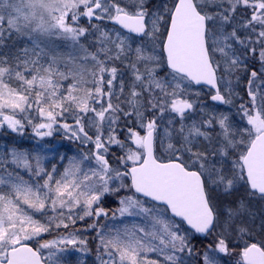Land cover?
Here are the masks:
<instances>
[{
  "label": "snow or ice",
  "instance_id": "1",
  "mask_svg": "<svg viewBox=\"0 0 264 264\" xmlns=\"http://www.w3.org/2000/svg\"><path fill=\"white\" fill-rule=\"evenodd\" d=\"M0 264H264V0H0Z\"/></svg>",
  "mask_w": 264,
  "mask_h": 264
}]
</instances>
